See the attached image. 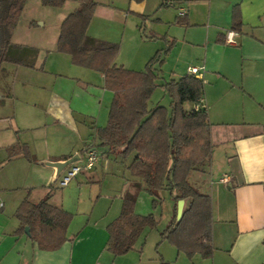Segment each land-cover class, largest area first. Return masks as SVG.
Listing matches in <instances>:
<instances>
[{
	"label": "crops",
	"instance_id": "crops-1",
	"mask_svg": "<svg viewBox=\"0 0 264 264\" xmlns=\"http://www.w3.org/2000/svg\"><path fill=\"white\" fill-rule=\"evenodd\" d=\"M76 3L74 10L78 7V2ZM96 3L98 6L99 2ZM129 3L130 7L128 6L126 11L116 9L112 3L108 6L114 9L106 8L102 13L106 15L103 17L106 22H117L119 19L124 23L123 27L120 23L118 25V31H121L118 43L121 45L114 63L125 66L124 68L127 66L126 69L129 70L142 71L157 51L167 49L162 55L161 66L156 70L157 79H166L168 76L165 83L169 80H179L191 75L188 69L194 67L197 68L195 77L203 83L200 102L188 106L189 109H202L207 113L212 147L210 158L197 170L190 172L188 177L189 183L196 190L211 198L214 251L209 261L201 263L264 264V0H162L160 7L167 5L173 10L163 11L159 7L151 17L144 11L151 3L156 5L157 0H129ZM235 8L239 11L241 20L238 32L231 29ZM129 12L136 17H147V38L142 35L140 24L135 19V30L127 27ZM106 27L111 29L109 25ZM107 28L103 27V30L109 32ZM229 31L236 34L235 45L225 42L226 33ZM105 34L97 36L92 32L89 36L117 42ZM57 38L58 36L55 42ZM124 42H128L132 49L130 54L123 57ZM13 43L36 48L37 66L30 69L8 62L0 65V104L4 102V97L13 99V92L16 93L15 84L19 82L25 87L26 94L23 96L29 99L33 108L41 106L51 124L68 127L74 135L66 148L63 147L52 155L46 152V156L41 159L61 161L64 157L78 154L80 161L87 147L91 146V149L97 152L95 129L107 124L103 103L109 93L107 88L105 89L103 74L95 70L98 73L97 80L71 76L69 80L81 91L78 96L71 91L73 88L65 90L58 87L57 91L52 90L50 87L62 78H55L54 75L55 79L52 81L43 79L40 83L33 75L36 73H32L37 72V67L42 63L39 48L33 44ZM118 62L121 64H117ZM43 76L47 77L46 74ZM101 86L103 89L100 94ZM90 88L97 91V96ZM29 89L30 91H27ZM92 101L98 108L94 115L83 110L88 109ZM81 102L83 106H80ZM168 103L169 100L163 106L167 107ZM35 115L30 111H22L20 121L29 122ZM13 143L14 140L8 145ZM107 149L101 156L97 152L96 163L103 156L111 159L109 157L113 155L117 160L118 156L108 147ZM130 157L132 160L133 154ZM44 174V184L41 185L45 187V191L37 200L31 196L33 190L25 193L21 199L28 198L37 202L49 193V203L68 212L61 203L54 202L52 184L59 177L56 176L55 169L47 167ZM141 181L144 183L135 177L127 180L126 192L133 190L132 184L140 185ZM35 186L30 187L33 189ZM21 199L12 203L9 208L0 202V264H118L117 257L106 248L107 225L117 218V215L104 218L101 225L92 228L97 232V242L93 247L84 246L85 228L73 235L68 233L67 227L66 241L59 248L41 250L29 239L26 232L18 236L14 234L19 226L15 213ZM185 205L184 201L183 209ZM135 207L136 201L134 212L137 214ZM172 211L174 213V208ZM135 244L132 250L136 248Z\"/></svg>",
	"mask_w": 264,
	"mask_h": 264
},
{
	"label": "trees",
	"instance_id": "trees-1",
	"mask_svg": "<svg viewBox=\"0 0 264 264\" xmlns=\"http://www.w3.org/2000/svg\"><path fill=\"white\" fill-rule=\"evenodd\" d=\"M40 1L45 6L60 7L66 0ZM75 1L78 7L60 24L56 48L58 52L68 54L73 64L101 72L105 88L113 93L107 124L95 129L98 144L108 147L123 160L133 154L127 170L132 177L144 181L149 194L157 197L160 190L169 191L175 204L174 218L161 237L188 256L199 253L203 258H211L214 251L211 198L198 192L188 179L190 172L197 170L211 156L207 113L188 108L200 102L202 80L192 74L169 80L162 86L169 99L168 106L156 105L149 109L148 101L157 87L155 65L161 66L162 55L167 49L157 51L142 71L116 65L114 60L119 44L86 33L96 1ZM23 2L0 0V65L8 62L28 68L35 66L38 50L11 41ZM231 27L237 32L241 27L237 8L233 10ZM91 148L87 147L85 151ZM9 149L10 158L21 155L33 159L29 150L18 142ZM132 187L133 190L122 198L118 217L107 225L106 248L114 256L128 253L145 229L156 226L152 214H135L140 185L134 183ZM49 198V193L37 202L24 198L15 213L19 226L14 234L18 236L27 228L29 239L41 250H55L66 241L65 233L72 217L69 212L51 205ZM180 199L186 205L180 220H176V203Z\"/></svg>",
	"mask_w": 264,
	"mask_h": 264
},
{
	"label": "rangeland",
	"instance_id": "rangeland-1",
	"mask_svg": "<svg viewBox=\"0 0 264 264\" xmlns=\"http://www.w3.org/2000/svg\"><path fill=\"white\" fill-rule=\"evenodd\" d=\"M95 1L99 2V5L90 20L87 27L88 33L87 31L86 33L90 35L92 32H95L97 36L106 33L105 35L108 34L110 38L117 41L116 43L120 42L121 31H118V25L120 23V26L123 27V21H119L118 19L117 22H106L103 18L106 15L102 13L106 11V8L114 9L108 6L112 3L115 4L116 9L126 11L130 7L129 0ZM161 2L162 0H157L156 5H153V3L149 4L144 13L149 14L150 17L154 16ZM76 6L75 0H66L60 7L42 5L40 0H24L22 10L12 29L13 37L11 36V41L27 43L28 45L33 44L39 48L42 63L37 67L39 68L37 72H32L36 73L33 75L36 76L37 82L43 81V79L52 81L56 77L62 78V80H57L58 82L50 88L55 91L58 90V87H63L65 90L73 88L71 91H74L78 96L81 91L73 86L69 78L71 76L90 77L91 80H97L96 75L98 73L95 70L82 68L73 64L68 54L58 52L55 42L61 21ZM160 8L163 11L173 10L172 7L167 5ZM137 17L129 12L126 23L127 27L135 30L133 22L135 19L140 24L139 29L142 35L149 34L147 17ZM143 19L147 22H144ZM154 23H157V21H154ZM106 25H109L111 29H108ZM103 27L110 31L103 30ZM94 29L95 31H93ZM13 38L15 41H13ZM118 44L120 50L121 44ZM122 47L123 57L131 53L132 48L128 42H124ZM117 64L121 63L118 62ZM159 67V65H155L156 70ZM126 68L128 67L126 66ZM42 73L46 74L47 77L43 76ZM167 78L157 79L156 84H159V86L155 88L148 102L149 108L155 107L156 103L164 105L169 100L163 87L160 86L161 84H165ZM24 89L23 85L21 86L19 82H16V93L14 94L13 92L14 102H12V97H4V102L0 104V202H3L6 208L11 207L12 203L20 200L25 193L31 190H33L31 194L32 198L37 200V197L45 191V187L41 184H44V171L49 167L44 164L47 160L41 158L46 156V152L52 155L59 152L61 148H66L74 136L68 127H59L51 124L41 106L33 108L34 106L31 105L29 99L23 96L26 94ZM90 89L97 96V91L92 88ZM102 89L101 86L100 94ZM106 90L109 94H106L103 105L104 118L107 121L113 95L110 90ZM27 91H30V89ZM18 94L22 95L18 96ZM80 106H83L82 102ZM88 106V109L83 110L93 115L97 113L98 108L94 101L89 103ZM105 106L107 107L105 108ZM14 107L15 113H13ZM22 111H30L36 115L29 122L20 121ZM12 140H14V143L18 142L24 145L29 150L28 152L33 159L29 160L21 155L10 158V145L8 144ZM95 146L100 156L108 150L106 146L99 144ZM112 156L109 157L111 159L105 156L100 157L99 162L93 168L79 172L67 185L61 186L59 181L71 169L72 165H70L52 184L54 202L61 203L72 215L68 226V233L75 235L85 228L83 232L86 235L84 241L85 247H93L97 242V232L92 228H97L98 225H101L103 223L101 220L104 218L119 215L122 198L128 186L126 185V181L132 180V176L127 170L131 157L129 156L125 160L118 157L116 160ZM84 159L85 156L81 155V160L76 164L83 165ZM33 185L36 186L32 189L30 186ZM140 185V190L136 197L135 211L141 216L152 214L156 221V226L143 231L135 244L136 248L124 255L116 256L118 264H162V262L167 264H200L202 261H209L210 258H203L199 253L188 256L184 252H179L169 240L161 237V233L164 232L174 218L172 211L174 208L173 198L166 189L160 190L157 197H155L146 190L145 183L141 181ZM87 226L89 228H86ZM112 257L114 258V256Z\"/></svg>",
	"mask_w": 264,
	"mask_h": 264
},
{
	"label": "built area",
	"instance_id": "built-area-1",
	"mask_svg": "<svg viewBox=\"0 0 264 264\" xmlns=\"http://www.w3.org/2000/svg\"><path fill=\"white\" fill-rule=\"evenodd\" d=\"M235 32L229 31L226 33L225 42L229 45H235ZM189 73L192 75L197 74V68L191 67L188 69ZM85 159L83 165H78L76 163L72 164L71 169L66 172L65 175L62 176L61 180L59 181V184L61 186L67 185L72 178L76 176L77 173H79L82 170H88L94 167L98 160V154L94 149H87L84 153Z\"/></svg>",
	"mask_w": 264,
	"mask_h": 264
},
{
	"label": "water",
	"instance_id": "water-1",
	"mask_svg": "<svg viewBox=\"0 0 264 264\" xmlns=\"http://www.w3.org/2000/svg\"><path fill=\"white\" fill-rule=\"evenodd\" d=\"M137 129L133 132V135L136 133ZM132 135V136H133ZM79 161V156L78 154H74L73 156L61 160V161H47L44 162L45 165L52 167L55 169L56 176H59V174L65 170L68 166L74 164L75 162ZM183 205H184V200L180 199L177 201L176 205V220H180L182 213H183ZM25 232L28 233V229H25Z\"/></svg>",
	"mask_w": 264,
	"mask_h": 264
}]
</instances>
